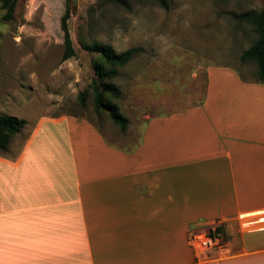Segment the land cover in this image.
<instances>
[{
  "label": "crops",
  "instance_id": "0c3cea01",
  "mask_svg": "<svg viewBox=\"0 0 264 264\" xmlns=\"http://www.w3.org/2000/svg\"><path fill=\"white\" fill-rule=\"evenodd\" d=\"M207 76L199 104L143 121L127 146L74 116L15 135L0 264H264V83ZM215 227L232 238L201 251L193 234Z\"/></svg>",
  "mask_w": 264,
  "mask_h": 264
},
{
  "label": "rangeland",
  "instance_id": "374dc122",
  "mask_svg": "<svg viewBox=\"0 0 264 264\" xmlns=\"http://www.w3.org/2000/svg\"><path fill=\"white\" fill-rule=\"evenodd\" d=\"M68 3L75 49L68 60L62 30L67 0H19L12 21L4 20L0 9V115L26 120L24 137L43 117L74 116L93 122L110 142L127 146L130 132L138 141L143 121L199 104L210 71L228 70L247 83H264L256 65L242 60L258 38L245 16L262 10L264 0H173L168 10L157 0ZM95 43L118 54L143 49L112 80L122 93L112 102L130 120L125 131L108 113L95 110L91 86L101 59L90 50ZM84 91L88 99L82 105ZM15 142L14 136L0 155L14 156L25 141ZM221 234L220 245L232 238Z\"/></svg>",
  "mask_w": 264,
  "mask_h": 264
},
{
  "label": "trees",
  "instance_id": "16d2710c",
  "mask_svg": "<svg viewBox=\"0 0 264 264\" xmlns=\"http://www.w3.org/2000/svg\"><path fill=\"white\" fill-rule=\"evenodd\" d=\"M18 1L19 0H0V9L5 11L3 15L4 20H14ZM172 1L173 0H157L160 6L166 10L170 8ZM68 2L69 0H67L66 11L62 17V30L65 34L66 46L65 60L75 55L69 28L71 8ZM245 20L254 25L258 38L254 45L243 53L242 60L244 62L254 63L257 67L259 79L264 81V7L258 12L245 16ZM90 50L101 54V59L95 66L98 79H95L91 86L95 110L97 113H108L114 125L118 126L122 131H125L130 124V120L121 112L119 105L112 102V99H119L122 96L120 89L112 80L120 75L119 68L127 65L133 57L142 52L143 49L140 47L131 48L118 54L109 46L95 43ZM79 99L82 105H85L88 99V92H81ZM26 125L27 121L24 119L10 115H0V151L6 152L9 148L11 139L15 135L21 133ZM218 230L221 231V228L218 227Z\"/></svg>",
  "mask_w": 264,
  "mask_h": 264
},
{
  "label": "built area",
  "instance_id": "2783aa9c",
  "mask_svg": "<svg viewBox=\"0 0 264 264\" xmlns=\"http://www.w3.org/2000/svg\"><path fill=\"white\" fill-rule=\"evenodd\" d=\"M244 224L245 223L242 222V226H243L244 229H251L249 227H246ZM259 224H263L264 225V222H258V223L253 224V225L257 226ZM221 236H222L221 231L218 230V227H215V228H212L209 231V234L208 235H205V236H202V235H194L192 237V239H193V241H195L196 246L202 251V250H207V249L210 250V249H212L214 247L219 246L220 245L219 242L222 239Z\"/></svg>",
  "mask_w": 264,
  "mask_h": 264
},
{
  "label": "bare ground",
  "instance_id": "6f19581e",
  "mask_svg": "<svg viewBox=\"0 0 264 264\" xmlns=\"http://www.w3.org/2000/svg\"><path fill=\"white\" fill-rule=\"evenodd\" d=\"M264 217V216H263Z\"/></svg>",
  "mask_w": 264,
  "mask_h": 264
}]
</instances>
